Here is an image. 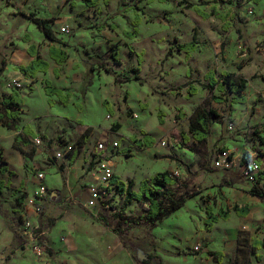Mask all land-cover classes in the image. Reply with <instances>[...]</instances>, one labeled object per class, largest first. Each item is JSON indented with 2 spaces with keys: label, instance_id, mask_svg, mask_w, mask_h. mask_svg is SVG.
<instances>
[{
  "label": "rangeland",
  "instance_id": "obj_1",
  "mask_svg": "<svg viewBox=\"0 0 264 264\" xmlns=\"http://www.w3.org/2000/svg\"><path fill=\"white\" fill-rule=\"evenodd\" d=\"M213 4L219 12L228 13L226 30L218 18L201 19L193 10L197 5L209 11ZM29 13L51 18L56 37L70 44L69 59L60 66L58 77L51 67L34 78H24L16 69L31 59L26 52L29 43L40 57L48 58L51 41L26 17ZM135 13L140 17L138 34L128 39L122 31L130 29ZM101 24L115 27L98 30ZM61 26L68 32H61ZM194 34L196 47L186 61L184 52H176L173 45L191 41ZM114 45H118L119 64L110 57ZM169 47L173 50L167 54ZM141 51L139 80H135L131 69ZM208 70L216 77L226 70L245 78L246 101L230 105L214 101L212 97L221 94L203 87ZM46 79L69 93L67 104H60L56 95L44 94ZM14 81L21 83L16 88L22 98L18 124L30 126L43 138V145L17 149L13 146L16 132L0 124V154L3 165L13 172L0 173V264H94L99 258L104 263L117 259L115 264H140L148 253L158 256L162 264H264V248L257 251V260L248 246L254 237L264 240V202L246 195L252 182L239 174L248 156L256 158L264 170V0H97L92 7L83 0H0V95L9 93ZM187 81L197 89L189 98L185 97ZM199 104L220 116L211 123L207 140L195 143L190 139L192 150H188L179 139L181 132L187 133L190 116ZM141 131L154 138L151 147L136 146L133 138L142 140ZM112 141L117 146L110 152L108 147L98 151V143ZM223 149L231 164L212 171L216 154ZM56 151L61 157L54 156ZM171 157L188 165L190 172ZM59 164L64 165L62 172ZM39 171L44 173L46 186L41 201L35 197ZM100 171L124 182L131 180V190H137L142 179L168 171L178 181L191 178L196 194L155 227L134 225L125 232L127 241L143 240L145 251L124 246L119 237L117 249L110 240L112 231L97 218L100 203L108 202L110 214L124 215L137 214L144 204L133 200L124 205L123 195L107 187L95 207L88 205L90 185L105 187L98 184ZM234 190L247 197L235 201ZM21 195L23 200L18 202ZM235 203L248 204L246 217L235 216L231 210ZM207 205L213 212L219 208L232 212L209 232L203 228ZM37 206L38 214L55 220L45 231L51 255H38L22 230L25 220L36 226L38 214L33 210ZM238 230L242 242L237 252ZM69 235L74 237L71 246L66 244ZM196 245L198 250H194Z\"/></svg>",
  "mask_w": 264,
  "mask_h": 264
},
{
  "label": "trees",
  "instance_id": "obj_2",
  "mask_svg": "<svg viewBox=\"0 0 264 264\" xmlns=\"http://www.w3.org/2000/svg\"><path fill=\"white\" fill-rule=\"evenodd\" d=\"M107 0H103L106 3ZM257 2L258 0H254ZM84 4L87 7H92L97 4V0H83ZM218 2L223 3V0H218ZM194 12L201 19H207L210 16H214L218 18L222 22V28L226 30L229 27V15L228 13H221L216 9V6L213 4L210 6L209 11H204L200 9L197 5L193 6ZM26 17L34 23L43 33L44 37L52 42H56L60 45L66 46L67 42L56 37L51 25L53 20L51 18H40L35 16L34 13H29ZM140 23V17L138 13L134 14V18L130 21V29L123 30L122 35L125 38L133 39L138 34V26ZM105 27H108L110 30L114 29V24L109 25H99L98 30H102ZM240 36V29H236ZM24 40L29 41V36L24 35ZM176 51H183L184 58L186 61L189 59V54L196 47V37L195 34L191 41L186 43H178L175 42L173 45ZM113 52L110 54L112 61L115 64H119L118 45H114ZM172 47L168 48L167 54H170V50ZM128 51L130 53L133 52L132 46L128 45ZM27 54L31 57L25 65H19L16 67L18 72L24 78H34L38 73H45L49 68V63L46 59L39 56L37 52V48L34 44L29 43L26 47ZM47 55L53 60L57 65H62L68 58V53L64 48L55 45H49L47 47ZM143 52L136 53V66L131 70L134 72L135 80H139L138 73L140 71V64L142 62ZM100 63V66L108 72L112 73V70L108 67H104ZM55 77L59 76L60 69L54 68L52 70ZM190 68L186 69V76L190 75ZM114 78L117 80L118 77L115 75ZM204 79L206 83L203 85L209 91L216 89L220 92L221 95L212 97L216 102H227L230 104H243L246 101V96L244 94V90L246 87L245 78L235 74L234 72H229L226 70H222L219 73V76L216 77L212 70H208L204 74ZM128 79H126L127 81ZM184 86V85H182ZM44 94L47 96L56 95L58 97L60 104H67L69 99V93H64L62 88H58L52 84V82L48 79L44 81L43 85ZM197 92L196 87L190 82L187 81V88L185 97L189 98ZM50 104L53 103L51 99H48ZM22 98L16 87L11 89V91L7 94L0 95V124L5 126L8 129H12L16 132L13 137V146L17 149H22L24 147H28L31 145L29 137L34 135V132L28 125H24L22 127L18 124V119L22 114ZM107 110L111 112V109L106 101H103ZM182 115V113H181ZM219 114L214 109H206L202 105H198L189 119L188 130L186 132H181L180 135V144L185 148L190 150L191 147L189 145V140H193L195 143H203L207 140L211 123L215 122L219 118ZM158 122L162 123V112L157 111ZM143 135L142 140L134 139L136 146L139 148H148L154 144V138L150 135L146 134L144 131H141ZM83 139L86 140L88 137V133L85 132ZM264 143V141H261ZM192 150V149H191ZM224 150V149H223ZM76 152L71 156L69 163H72L75 158ZM171 159L181 163L184 166L187 172H190L188 165H184L181 161L177 160L175 157H171ZM49 162L52 165H55L54 159H49ZM4 164V161L1 157L0 164V173L7 172L8 175L13 174L12 171L8 170ZM26 168L27 166L24 165ZM64 165L59 164L58 170L60 172L63 171ZM216 167L212 168V171L215 170ZM224 170V169H223ZM225 177V175H223ZM234 181L228 182L231 184ZM1 184V183H0ZM8 184V183H7ZM110 187L114 188V192L120 195H123V204H129L131 201H138L144 206L138 211L135 215H124L120 212H114L110 214L109 209L111 206H108V202L104 201L100 203L97 218L112 232H114L122 244L128 248H132V246H136L141 248V250H146V245L143 240H135V241H127L124 237L125 232L131 227L136 225H147L149 227H155L157 222L161 220L163 217L169 215L171 212L175 211L179 207H181L187 198L196 194L193 189V181L191 178H185L182 181H178V179L173 176L168 171H158L148 178H144L140 181L137 190H131L132 181L128 180L126 182L122 181L117 175L111 174L109 179ZM106 190H109L106 188ZM245 193L250 196H254L258 198L260 201L264 202V170H259L254 175V180L252 185L245 190ZM23 196L17 198L18 202H22ZM233 213L238 217H245L248 214V204H244L243 206H238L234 204L231 208ZM205 216L203 219V228L205 231H211L213 225L218 220H227L230 215L229 209H217L216 212H213L212 208L207 205L204 209ZM13 222H16L12 220ZM54 223V219L52 218H44L42 212L38 214L37 224L34 229V233L37 235V242L41 246L42 250L45 254L51 255L52 249L49 247L48 238L45 235V231L49 229ZM14 236L19 238V234L13 230ZM240 231H238V235ZM238 246L240 249L241 240L238 238ZM251 251L255 252V250L264 248V240L255 239L253 242L248 244ZM214 254V253H210ZM258 259L259 256L257 255ZM221 254L218 253V261L220 262ZM140 264H162L161 260L158 256L153 253L146 254V258L140 261Z\"/></svg>",
  "mask_w": 264,
  "mask_h": 264
},
{
  "label": "built area",
  "instance_id": "obj_3",
  "mask_svg": "<svg viewBox=\"0 0 264 264\" xmlns=\"http://www.w3.org/2000/svg\"><path fill=\"white\" fill-rule=\"evenodd\" d=\"M59 30L61 32H68V29L66 26H61L59 28ZM14 86L16 88H19L21 87V83L20 82H17V81H14ZM31 142L34 146L36 147H39V146H42L43 145V138L40 137L39 135H35L31 138ZM117 146V142L116 141H112V142H109V143H98L97 145V149L98 151H103L105 149H107L108 147V151L110 152V150L114 147ZM54 156L56 158H59L61 157V153L60 151H56L54 152ZM0 164H1V154H0ZM214 167L216 168H221V169H226L230 166L231 164V161L229 159V153L227 151H219L217 154H216V158L214 160ZM240 168V175L241 177H243L246 181L248 182H253L254 180V175L257 171L260 170V165H259V161L256 159V158H253V157H250L248 156L246 158V160L239 166ZM96 174V173H94ZM110 176L108 172H99L97 174V179H98V184L101 183L103 184L105 187L104 189L100 190L98 189L96 186L94 185H90V191H91V199L88 201V205H90L91 207H95L96 205V201L97 200H100L101 196L104 195L106 193V188L107 187H110L109 185V179H110ZM36 178L37 180H39V183L37 184V190L35 192V197L41 201L43 196L46 194V186L44 185L43 183V180H44V173L42 171H39L37 174H36ZM34 204V203H33ZM36 206V205H34ZM99 208V207H98ZM40 211V208L37 206L34 210H33V213L34 214H38V212ZM35 225H33V223H31L30 221H27L25 220L23 225H22V230L26 236V238L28 239V241H30L32 243V247L34 249V251L40 255V254H43L44 251L42 250L41 246L38 244L37 242V235L34 233V229H35ZM199 248V245H196L194 247V250H198Z\"/></svg>",
  "mask_w": 264,
  "mask_h": 264
},
{
  "label": "crops",
  "instance_id": "obj_4",
  "mask_svg": "<svg viewBox=\"0 0 264 264\" xmlns=\"http://www.w3.org/2000/svg\"><path fill=\"white\" fill-rule=\"evenodd\" d=\"M180 44H182V43H180ZM49 45H55V46H59V47H61V48H64L67 52H69L68 51V48L70 47V44L67 42V45L66 46H63V45H60V44H58V43H56V42H50V44ZM48 45V46H49ZM176 52H181V51H176ZM183 52V51H182ZM69 59V54H68V58H67V60ZM47 60V62L49 63V67H51L52 68V70L54 69V68H59L60 69V66H62V65H57L53 60H51L49 57L46 59ZM66 60V61H67ZM53 64V65H52ZM64 64V63H63ZM50 80V79H49ZM51 81V80H50ZM24 126V125H23ZM22 127V126H21ZM30 127V126H29ZM30 129H32V128H30ZM33 130V129H32ZM36 134H34L33 136H35ZM33 136H31V137H29V140H30V142H31V138L33 137ZM31 144H32V142H31ZM33 145V144H32ZM34 146V145H33ZM34 147H36V146H34ZM1 155H2V153H1ZM241 176V175H240ZM44 180H45V178H44ZM44 180H43V183H44ZM9 184V181H7L6 182V184ZM7 184V185H8ZM45 185V184H44ZM235 191V193H234V195H233V197L235 198V201L237 200V198L238 197H240V196H243L244 197V199L247 197L246 195H248V197H254V196H250L249 194H247L246 193V195H241V192L239 191V190H234ZM256 198V197H255ZM258 199V198H257ZM259 200V199H258ZM262 202V201H261ZM235 204H237V203H235ZM246 204V203H245ZM234 205V204H233ZM238 205V204H237ZM238 206H240V205H238ZM232 208V207H231ZM231 211H230V215H231ZM230 215H229V217H230ZM236 216V215H235ZM43 217L44 218H48V217H45L44 215H43ZM236 217H238V216H236ZM246 217V216H245ZM37 218H38V216L37 217H34V220H35V223L37 224ZM53 219V218H52ZM229 219V218H228ZM218 221H220V220H218ZM217 221V222H218ZM222 221H226V220H222ZM54 223H55V220H54ZM54 223H53V225H54ZM53 225L50 227V228H52L53 227ZM49 228V229H50ZM239 231V230H238ZM238 231H237V233H236V238H235V242H236V251L238 252L239 251V246H238V238H239V235H238ZM246 232H248V231H246ZM115 233H113L112 232V237H110V240L115 244V246H116V248L118 249V247H117V242L119 241V239H118V236L117 235H114ZM48 238V237H47ZM255 239H257V238H255L254 237V239H252V241H250V242H253ZM242 242V241H241ZM73 243H74V237L73 236H71V235H69L68 236V238H67V240H66V244L67 245H69V246H71V245H73ZM259 249H257V250H255V252H252V254H254V256H255V258H256V256L258 255L259 257H260V255H259V253H257V251H258ZM111 254V253H110ZM257 259V258H256ZM259 259V258H258ZM257 259V260H258ZM117 262V259H113V260H110V262H107V261H105V263H104V261L101 259V258H99V259H97L95 262H94V264H115ZM248 264H251L250 262H248Z\"/></svg>",
  "mask_w": 264,
  "mask_h": 264
}]
</instances>
